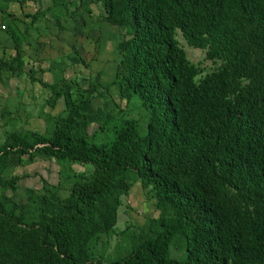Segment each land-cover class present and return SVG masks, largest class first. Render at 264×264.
I'll list each match as a JSON object with an SVG mask.
<instances>
[{
    "label": "trees",
    "instance_id": "trees-1",
    "mask_svg": "<svg viewBox=\"0 0 264 264\" xmlns=\"http://www.w3.org/2000/svg\"><path fill=\"white\" fill-rule=\"evenodd\" d=\"M98 1L108 23L126 31L114 83L139 105L145 125L107 118L97 129L106 141L94 142L97 130L76 127L81 110L69 89L49 86L52 108L64 102L62 115L41 114L50 124L43 134L7 136L0 189L17 190L20 178L4 179L3 171L28 156L55 161L69 196L53 194L62 215L42 209L29 222L0 201V264H95L94 247L138 181L151 188L161 218L110 264H264V0ZM14 24L7 32L18 47ZM177 33L221 66L197 80ZM17 52L0 67L23 72ZM85 91L81 103L93 99L95 86ZM176 237L186 242L183 261L170 257Z\"/></svg>",
    "mask_w": 264,
    "mask_h": 264
},
{
    "label": "rangeland",
    "instance_id": "rangeland-1",
    "mask_svg": "<svg viewBox=\"0 0 264 264\" xmlns=\"http://www.w3.org/2000/svg\"><path fill=\"white\" fill-rule=\"evenodd\" d=\"M22 2V5L13 4L8 8L14 16L11 20H16L14 24L8 19L0 1V61L10 60L15 54L14 45L5 32L14 24L13 30L21 42L24 64L23 72L17 74L0 67V146L5 144L9 134L22 130L43 134L49 129L50 124L44 122L41 114L57 116L64 108L62 101L54 109L51 106L53 89L49 86L53 85L57 88L66 86L71 97L80 105L81 115L76 118V127L80 132L88 129L92 134L107 118L111 121L115 118L133 119L145 125L144 113L139 105L133 100L128 102L121 98L114 83L115 73L119 69L116 46L127 39V35L125 29L112 27L108 23L107 11L102 3L98 0ZM76 6H80V10L74 14ZM176 38L189 62L199 70L197 80L221 66V61L208 60L205 51L190 48L180 33ZM91 86H95L93 99L81 103L80 100L88 96L85 90ZM93 139L94 142L103 143L106 135L97 130ZM15 162L14 159L7 161L10 170L3 171L4 179L13 175L33 178L40 173L46 183L42 185L41 179L30 182L32 188L26 190V183L21 181L20 188L15 192L0 189V201L6 204L7 209L13 208L17 214L24 215L28 222L37 220L43 205H46L50 215L62 214L53 200L58 171L62 168L55 161L40 159L30 163L28 156L23 157L21 164ZM74 168L79 172H91L89 166ZM152 193L150 187L143 188L138 181L126 196L121 197L115 226L101 236L93 249L95 264H110L127 256L150 235L154 221L162 215L156 208ZM61 194L66 195L67 192ZM170 257L178 261L185 259L184 239L176 237L172 241Z\"/></svg>",
    "mask_w": 264,
    "mask_h": 264
},
{
    "label": "crops",
    "instance_id": "crops-1",
    "mask_svg": "<svg viewBox=\"0 0 264 264\" xmlns=\"http://www.w3.org/2000/svg\"><path fill=\"white\" fill-rule=\"evenodd\" d=\"M0 1H2L3 2V8H4V12L7 14V16H8V19H10V21H12L11 20V18L12 19H14V16L9 12V10H8V8H9V6L11 7V5H13V4H16V5H22L23 4V2H18V1H16V0H0ZM2 14V13H1ZM14 22H16V20H14ZM2 28H4V29H6V27H4V26H2ZM6 32V34H7V36L9 37V41L14 45L13 47H14V52H15V54H14V56H12V58L13 57H15L16 55H17V49H19L20 51H21V42L19 43L20 45L17 47V43L11 38V36L8 34V32L7 31H5ZM23 53V52H22ZM60 101H62V103H63V105H64V102H63V100L62 99H60L57 103H56V105L60 102ZM56 105H55V107H56ZM54 107V108H55ZM53 108V109H54ZM63 110H64V108H63ZM63 110H62V112H63ZM61 112V113H62ZM58 115H60V114H58ZM57 115V116H58ZM52 116H54V115H52ZM43 161H48V162H52V161H49V160H43ZM75 166H78V167H82V166H79V165H73L72 166V169L74 170L75 168ZM76 173H79V171H76V170H74ZM83 172V171H82ZM58 173H59V171H58ZM14 176H18V175H14ZM47 176L49 177V175L47 174ZM19 177V176H18ZM20 178V177H19ZM43 175L42 174H36V176L35 177H33V178H29V177H25V178H20V180L17 182V189H19L20 187H19V183L21 182V181H23L24 182V184H25V187H26V190H30L32 187H31V184H30V182L31 183H35L36 181H38L39 179H41V184L42 185H45V183H46V179H45V182H43ZM23 184V185H24ZM59 185V174H58V183L56 184V186L54 187V190H55V192H54V194H56V195H58L59 197H61V198H65V197H68L69 196V191L67 190H61L60 189V187L58 186ZM23 189H25V188H23ZM67 192V194L66 195H62L61 194V192ZM45 204V203H44ZM58 205V204H57ZM58 207L61 209V211H62V214L64 213V210L58 205ZM41 209H43L46 213H49L48 212V210H47V208H46V205H43V206H41ZM62 214H60V215H62Z\"/></svg>",
    "mask_w": 264,
    "mask_h": 264
}]
</instances>
